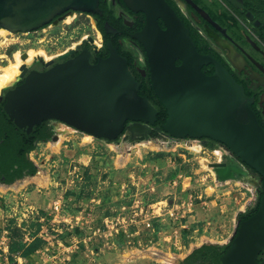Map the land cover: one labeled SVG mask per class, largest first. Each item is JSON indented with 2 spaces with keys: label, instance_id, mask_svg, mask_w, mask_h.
I'll return each mask as SVG.
<instances>
[{
  "label": "water",
  "instance_id": "obj_1",
  "mask_svg": "<svg viewBox=\"0 0 264 264\" xmlns=\"http://www.w3.org/2000/svg\"><path fill=\"white\" fill-rule=\"evenodd\" d=\"M123 1L130 11L145 15L143 29L133 38L144 48L153 92L168 116L162 125L163 132L155 137L168 141V146L177 141L185 142L187 138L190 141L206 138L224 145L230 152L226 157L229 162L209 165L216 181L224 185L228 181L249 180L258 189V210L243 221L241 216L252 206L238 213L236 229L228 250L220 258L221 264H264L258 261L264 252V193L261 195V188L264 191V128L253 109L254 99L247 96L244 87L218 60L198 52L189 29L166 0ZM184 1L207 22L208 36L227 51L209 26L223 35L226 31L192 0ZM225 1L242 13L246 11L243 0ZM99 2L0 0V30L30 33L70 11L99 15ZM246 18L250 22L255 20L249 11ZM196 20L199 22L198 18ZM105 30L115 32L108 23ZM108 49L110 56L96 64H91V54L85 49L44 72H29L30 67H22L18 81L23 79L24 82L9 86L0 98L6 101L4 111L10 121L27 134L44 122L58 121L108 144L122 135L121 141L128 140L136 133L140 134L139 139H144L146 136L141 132L148 136L144 125H154L158 111L147 97L139 95L140 83L132 75L128 60L120 56L111 43ZM26 57L24 54L23 59ZM227 57L230 59V54ZM36 62L44 63L40 59ZM44 64L49 67L53 62ZM209 65L214 67L212 75L203 72V67ZM130 121L136 124L126 127ZM52 139L57 141V134ZM203 144L209 149L219 148L211 143ZM28 159L31 160L30 155ZM250 170L254 177L249 176ZM34 176L27 175L19 182ZM205 244L219 245L205 242L202 246ZM200 247L195 246L191 253ZM184 259L177 258V263L181 264Z\"/></svg>",
  "mask_w": 264,
  "mask_h": 264
},
{
  "label": "rangeland",
  "instance_id": "obj_2",
  "mask_svg": "<svg viewBox=\"0 0 264 264\" xmlns=\"http://www.w3.org/2000/svg\"><path fill=\"white\" fill-rule=\"evenodd\" d=\"M74 20L70 21L69 18L67 24L58 29H49L44 35H17L8 31L10 35L4 37L0 33V73L14 60L17 52L26 54L35 49L49 53L51 42H55L53 37L59 32H71L73 28L80 31L81 36L74 43L80 42L83 37L96 40L93 25L86 17L79 16ZM56 53H49V56ZM7 88L0 89V96ZM56 130V126L52 128L53 134ZM59 130L60 145L57 148L48 145L54 142L51 139L48 143L38 144L37 149L30 154L39 172L49 177L46 187L28 178L20 182L17 180L10 187L0 183V241L8 238L12 255L22 256V247L27 248L34 241H40L38 251L49 249L55 256L64 246L77 247L73 248L76 264H161L152 256L140 257V252L150 253L153 249L176 255L174 264H178L177 258L183 259L195 246L205 242L224 245L227 237L234 232L237 207L243 203L246 191L238 182L230 181L221 186V198L211 196L214 193L210 177L213 170L205 169L203 161L215 164L220 158L209 149L203 148L201 153H196L188 150L184 144L177 145L179 147L175 151L143 148L141 154L133 150L125 158V152L121 155L119 150L102 140L66 126ZM132 142L135 143L134 137L122 145H133ZM112 144L117 146L118 143ZM120 156L124 160L122 166L118 164ZM145 164L147 166L143 168ZM156 167L163 179L175 173L174 170L191 175L194 181L202 176L204 179L208 177L205 184L209 208L207 212L200 213L199 219H210L211 226L207 233L200 230L194 239L191 238L192 230L184 231L183 242L186 247L181 250L161 241L160 245H156V241L152 244L145 242V239L150 238L145 232H141L142 245L129 244L131 239H126L125 232L120 235L115 232L117 219L122 221L123 218L122 226L128 229V233L137 231L132 221L139 219L133 215V211L140 206L139 201L147 204L152 196L158 199L167 195L169 189L165 181H154L156 174L153 171ZM37 174L34 177H38ZM131 181L139 183V186L134 187ZM122 183L128 187L122 189ZM152 185L156 187L155 195L149 190ZM4 231L7 233L4 234ZM204 238L209 240L204 242ZM59 243L63 244L60 249ZM130 252L138 254L135 261L127 262L126 257ZM14 263L15 258L10 256L9 264Z\"/></svg>",
  "mask_w": 264,
  "mask_h": 264
},
{
  "label": "flooded vegetation",
  "instance_id": "obj_3",
  "mask_svg": "<svg viewBox=\"0 0 264 264\" xmlns=\"http://www.w3.org/2000/svg\"><path fill=\"white\" fill-rule=\"evenodd\" d=\"M192 1L194 2V0ZM219 1L226 9L231 10L229 8L231 5L227 3L225 0H219ZM249 1L252 4H250ZM100 2H99V6H100ZM104 2H106L108 7L113 10L114 21L116 23V26L114 25L112 26L109 22H107L106 13L103 12L101 9H100L101 14L99 15L70 11L61 16L56 17L50 24L42 27L37 31H33L30 33L29 32L18 33L17 35H30V36L34 34L44 35L45 33L48 32L49 29L52 28L58 29L61 28V25L65 23L67 24V20L69 18L70 19L73 18V20L75 19L74 20L75 22L79 16L86 17L90 21V24L93 25V28L95 30L96 40H94L93 38L90 39L89 37H88L89 39L83 37L81 38L80 42L77 43H74L73 41L78 40L80 38L81 36L80 31H76V29L73 28L71 32H66V33L59 32L58 35L53 37L55 42L54 41L51 42V45L49 46L51 48L49 50L50 51L49 53L51 54L52 52H57V53L49 56L48 51H46L47 52L46 54H48L49 56V60L46 61V63L53 62V64L49 67H46V65L44 64L45 60L44 63L36 62L32 66H30L29 72L31 71L44 72L48 68L53 67L56 64L63 63L69 59L76 57L85 49H87L91 54V58H90L91 64H96L98 60L106 59L110 56L108 44L111 43L113 45V43L110 41V39H113L114 41L118 42L121 47L128 48L135 56L136 61L133 64L134 68L131 69L129 67V69L132 75L134 76L135 80L138 83H140V86H141V82L139 79H146L148 76L150 78V72H149V67H148L144 48L140 43H138L133 38V35L140 31V30H136L137 27L136 24L138 22L143 23V21L145 20V15L141 12L134 13L130 11L124 4L123 0H102L103 4ZM172 2L192 22L193 26L200 31V33L205 37V39L208 41V43L214 49V51H216L221 56V58L224 60V65L222 63L221 64L229 71V73L234 77V79L238 82V84L244 87L245 92L246 90L249 91L250 96L248 97L254 99L253 106L255 105L257 112L260 113V115H262V117L264 118V45L259 40H257V38L254 35L253 29L250 27L251 24H253L257 29L261 26V21L257 19V16H261L264 19V2L262 0H243L246 11L242 13L241 10H237L239 14L243 15L245 18V21L242 22L244 31L241 32L242 35L241 37L238 36L234 31L224 28L218 22L213 20L223 30L226 31L225 35H223L222 33H218L211 26H209L210 29L213 31V34L215 35L218 34L219 41L229 51L220 48L217 45V43L214 41V39L208 36V31L206 28V26L208 25L207 22L203 18H201V16L198 15L189 4H187L184 0H172ZM196 5L200 7L202 10H204L210 16V14L204 8H202L198 4ZM247 11L251 12L254 15L255 20L253 22H250L246 18ZM196 18L199 19V22L196 20ZM102 21L104 22V26L106 23H108L113 27L115 31L114 33L107 32V34L109 35L107 37H109L110 39H106L98 27L99 23ZM256 22H259L260 24L257 25ZM229 54H230V59L227 57V55ZM19 82L20 81L16 82L14 85H16ZM150 83H151V78H150ZM4 94L5 91L3 95ZM2 96H0V98ZM47 122L49 123L48 125L51 128H55L56 126L57 129L58 128L60 129L62 126H66L61 123L57 124L59 123L58 121H47ZM135 124L136 123L130 121L126 124V127L134 126ZM155 124L152 126L144 125L148 129V136L152 138L155 137L156 134L163 132V130H161L158 126H155ZM59 132L61 131L59 130ZM152 133L153 136H151ZM55 134L56 133L54 131L53 135ZM123 137L124 136L122 135L114 143H119L121 141V138ZM186 141H190V139L187 138ZM195 141H197V143L199 142L211 143L213 145L219 146L220 150L224 148V145H221L218 142H214L206 138L192 140L190 142H195ZM222 162H229V161L227 158H223ZM249 176L254 177L252 171L249 172ZM2 178L4 179V181L2 180ZM255 178L259 179L258 176H255ZM0 183L1 184L6 183V178L0 177ZM261 190L263 191L262 188Z\"/></svg>",
  "mask_w": 264,
  "mask_h": 264
},
{
  "label": "trees",
  "instance_id": "obj_4",
  "mask_svg": "<svg viewBox=\"0 0 264 264\" xmlns=\"http://www.w3.org/2000/svg\"><path fill=\"white\" fill-rule=\"evenodd\" d=\"M172 8L175 10L178 17L183 21L185 26L190 30L191 37L196 44L197 50L203 55L211 54L216 60L224 65V60L221 56L214 51L210 46L205 37L200 31L193 26L192 22L181 12V10L172 2V0H166ZM196 4L204 8L210 16L218 22L224 28L234 31L238 36H242L241 32L244 31L242 22L245 21L243 15L239 14L233 7H229L231 10L226 9L219 0H194ZM250 4H252L249 1ZM100 9L106 13L107 22L112 26H116L114 21V12L108 7L107 3L100 2ZM257 19L261 21V26L257 29L253 24L250 27L254 31V35L264 45V19L261 16H257ZM145 24H136V30H141ZM162 28H165L162 21H160ZM99 29L103 33L106 39H110L107 31L105 30L104 22H100L98 25ZM117 52L125 57L129 62V67L133 69V64L136 61L133 53L126 47H121L118 42L110 39ZM96 63V62H93ZM177 65H180V61H177ZM203 72L207 75L214 73V67L212 65L203 67ZM141 86L139 88V95L145 96L149 99L151 104L157 109V121L155 126H158L161 130L162 125L166 122L168 116L166 109L160 103L158 98L155 96L149 76L146 79H139ZM24 80L17 83L15 86L23 83ZM7 90H5L6 92ZM247 96H250L248 90H246ZM5 99L0 101V177L6 178V184H12L17 180L29 175L34 176L37 173V167L33 161L28 159V156L37 149V145L40 143H48L53 137L52 128L48 125V122H44L40 126L34 127L32 133L27 134L25 130L17 128L13 122L10 121L9 117L4 111ZM256 112L261 126L264 128V118L260 113L257 112L255 105L253 106ZM54 144V143H50ZM152 160V159H151ZM180 172V171H179ZM176 172L171 175L174 176ZM262 191L261 195H263ZM155 198V197H151ZM260 199V196H259ZM259 207V202L251 211L244 213L241 216L242 221L247 220L253 216ZM40 241H34L27 248L22 247L24 250L22 256L24 258H30L38 248ZM230 244L226 246L220 245H203L199 249L191 253L181 264H221L220 258L226 253ZM14 249H12V252ZM259 262L264 261V252L260 255Z\"/></svg>",
  "mask_w": 264,
  "mask_h": 264
},
{
  "label": "built area",
  "instance_id": "obj_5",
  "mask_svg": "<svg viewBox=\"0 0 264 264\" xmlns=\"http://www.w3.org/2000/svg\"><path fill=\"white\" fill-rule=\"evenodd\" d=\"M221 151L222 156L221 159H219V162H222L223 158L230 155V152L224 148ZM146 166L147 164H145L143 168H146ZM153 172L156 174L154 175V181H165L167 189H169L167 195L159 197L158 199L151 198L147 204L143 201H139L140 206H137L133 211L134 217H138L139 219L132 221L137 227V231L128 233V229H125L122 226L123 218L122 221L117 219V230L115 232L117 235H120L121 232H125L126 239H131L129 244L134 243L139 246L142 245V241L140 240L142 237L141 232H145V235L150 237L149 239H145V242H150L152 244L156 241V245H160L159 241H161L173 248L181 250L186 247L183 242L184 231L192 230L193 233L198 234L200 232L198 225L205 222L202 229L206 233L211 226L210 219L208 221H200L198 218L199 210H201V212H207L209 208L208 199L205 194V182L208 180V177L204 179L202 176L194 181V178L191 175H183V172H181L175 174V176H169L163 179L161 174L158 175L160 170L157 167ZM174 172H176V170H174ZM212 173L213 175L210 176L212 183L214 185H221L216 181L214 172ZM131 184L134 187L139 186V183L136 184L134 181H131ZM121 186L122 189L128 187L125 183H122ZM254 189L255 198L250 204L252 207L245 211V213L251 211L258 204V189L256 187ZM138 190L139 189H137V191ZM149 190L151 194L154 195L157 192L156 187L153 185ZM144 192L145 191H143V193ZM56 209L59 210L58 208ZM194 225L197 226L195 227ZM235 229L236 226L234 227V231ZM3 233L5 234L7 231H4ZM230 239L224 244V246L229 244ZM7 243L8 238H4V241L1 239L0 241V249L3 253V255L0 254V264H9L10 256L15 258L14 264H76L74 258L75 250L73 248L77 247L72 245L68 247L64 246L62 251L58 252L57 256L52 255V252L49 249L44 248L45 250H37L34 254V260L30 261L23 256L12 255L10 245ZM2 245L3 247H1ZM61 247H63V244L59 243V249Z\"/></svg>",
  "mask_w": 264,
  "mask_h": 264
},
{
  "label": "bare ground",
  "instance_id": "obj_6",
  "mask_svg": "<svg viewBox=\"0 0 264 264\" xmlns=\"http://www.w3.org/2000/svg\"><path fill=\"white\" fill-rule=\"evenodd\" d=\"M75 18V16H74ZM73 18L70 19V21H72ZM0 33L4 36V37H7L10 35V33L6 30H0ZM23 55L21 52H17L15 55H14V60L5 68H3L1 70V73H0V89H3V88H6V87H9L11 85H13L14 83H16L20 77V74H21V69L22 67L24 66H27V67H30L32 66L33 64L36 63L37 60H49V57L48 55L42 51V50H35V49H31L29 50L26 55V59H23ZM57 124H60V123H57ZM56 124V125H57ZM72 129V128H71ZM142 134H144V136H146L144 139H139V136L140 134L134 136V140H135V143H133V145H129V144H123L124 141H128L126 139H123L121 143H118L117 146L116 144H110L111 147H113L115 150H119L121 152V155H123V153L125 152V155L124 157L126 158V155L127 154H130L133 150H135L138 154H141L142 153V150L143 148L145 149H148V150H155V151H162V150H169L171 149V151H175L177 145H187V149L188 150H191V151H195L196 153H201L203 151V148H207L204 146L203 143H197V142H190V141H185V142H174L172 144V148H170L171 146L168 147V141L164 140V139H159V137H149L147 135H145L144 132H141ZM56 134L58 136V140L57 141H54L53 143L54 144H51L52 147L54 148H57L59 145H60V132L58 131V129L56 130ZM137 136V138H136ZM128 147L127 149H123V147ZM209 149V148H207ZM210 151H212L217 157H219L221 159V156H222V151L219 149V148H213V149H209ZM123 156H120L119 159H118V164L120 166H122L124 164V160L122 158ZM128 157V156H127ZM127 161V160H126ZM126 163V162H125ZM210 162L207 161V160H204L203 161V167L205 169H211L210 168ZM212 171V169H211ZM41 172V171H40ZM37 174L38 177H33V178H28V180H35L37 182L38 185L42 186V187H46L48 182H49V177L44 173H40ZM213 172V171H212ZM238 182V184H240L241 186H244V187H248L249 189L250 188H253L251 191L254 193L255 189H254V186L252 184L249 183V180H240V181H236ZM230 183V181L227 182V184ZM246 208V205L243 206L242 209H245ZM208 239V238H207ZM207 239H204V242L205 241H208ZM138 253L137 252H130L127 257H126V261L129 262V261H135V256L137 255ZM141 256L140 257H154L155 259H158L157 261L160 262L161 264H174L175 262V259H176V255H173V254H168V253H165V252H162V251H158V250H155L153 249L152 252L148 253V252H140L139 253Z\"/></svg>",
  "mask_w": 264,
  "mask_h": 264
},
{
  "label": "crops",
  "instance_id": "obj_7",
  "mask_svg": "<svg viewBox=\"0 0 264 264\" xmlns=\"http://www.w3.org/2000/svg\"><path fill=\"white\" fill-rule=\"evenodd\" d=\"M49 146L51 145L50 143L48 144ZM24 178V177H23ZM233 182H236V181H233ZM211 183H212V181H211ZM237 183V182H236ZM213 184V183H212ZM3 185V184H2ZM214 185V184H213ZM219 186V187H218ZM220 186H223V185H214V186H211V188L214 190V193H212V195L211 196H215V198H221L219 195L221 194V188H223V187H220ZM213 187H215V188H213ZM242 189H245V191H246V196L245 197H243V203H241L237 208H238V210H237V212H236V215H238V213L240 212V211H242V210H244V209H242V207L244 206V205H246V207L247 206H250V204L254 201V198H255V191H254V193L247 187H244V186H242L241 187ZM217 189H220V190H217ZM218 193V194H217ZM205 194H206V197H207V199L209 198V196H208V194H207V188L205 189ZM246 209V208H245ZM199 217H200V213H201V210H199ZM198 217V218H199ZM200 221H201V219H199ZM201 224V223H200ZM198 225L199 226V228H200V230H202V226H203V224H202V226L201 225ZM195 227L197 226V225H194ZM193 226V227H194ZM201 232V231H200ZM200 232L197 234V233H192V236H191V238H195V236L196 235H199L200 234ZM204 232V231H203ZM207 233V232H206ZM232 234L233 233H231L228 237H227V241L230 239V237L232 236ZM212 236V234L210 235V237ZM204 239H207V238H204ZM207 240H209V239H207ZM226 241V242H227ZM205 245H207V244H205ZM199 246H201L202 247V244L201 245H199ZM199 249V248H198ZM191 253V252H190ZM190 253L186 256V257H184L185 259L190 255ZM193 253V252H192ZM35 254V253H34ZM34 254H32V256L30 257V258H27L28 260H30V261H33L34 260ZM184 261V260H183ZM160 263V262H159ZM163 264V263H162Z\"/></svg>",
  "mask_w": 264,
  "mask_h": 264
}]
</instances>
